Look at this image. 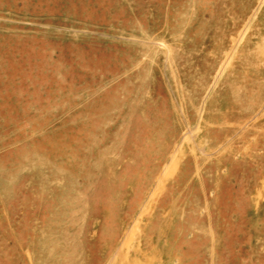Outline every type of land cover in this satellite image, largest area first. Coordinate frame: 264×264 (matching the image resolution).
Wrapping results in <instances>:
<instances>
[{
	"label": "rangeland",
	"instance_id": "obj_1",
	"mask_svg": "<svg viewBox=\"0 0 264 264\" xmlns=\"http://www.w3.org/2000/svg\"><path fill=\"white\" fill-rule=\"evenodd\" d=\"M0 264H264V0H0Z\"/></svg>",
	"mask_w": 264,
	"mask_h": 264
}]
</instances>
